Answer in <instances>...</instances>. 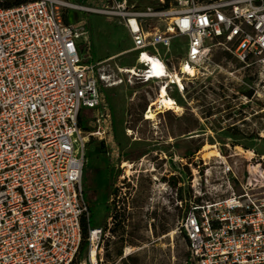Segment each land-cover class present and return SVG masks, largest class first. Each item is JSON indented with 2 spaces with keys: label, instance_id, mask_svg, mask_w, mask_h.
Wrapping results in <instances>:
<instances>
[{
  "label": "built area",
  "instance_id": "2783aa9c",
  "mask_svg": "<svg viewBox=\"0 0 264 264\" xmlns=\"http://www.w3.org/2000/svg\"><path fill=\"white\" fill-rule=\"evenodd\" d=\"M95 1L103 6L24 0L0 8V264H75L85 228L95 259L87 256L81 264H102L106 234L89 225L83 170L90 139L113 148L102 94L108 82L100 63L90 61L86 21L71 24L66 12L123 23L142 67L125 73L131 80L161 83V90L177 85L176 77L180 83L193 79L183 67L196 69L207 57L206 42L215 40L244 68H256L264 87V0H173L174 7L158 13L128 0ZM151 17H168L166 31L146 28ZM173 37L188 40L178 69L160 54L170 51ZM82 110L92 112L89 131L78 126ZM221 174L231 190L225 198L206 199L207 173L190 181L192 199L179 224L190 264H264L261 175L241 183L237 193L226 162Z\"/></svg>",
  "mask_w": 264,
  "mask_h": 264
},
{
  "label": "rangeland",
  "instance_id": "374dc122",
  "mask_svg": "<svg viewBox=\"0 0 264 264\" xmlns=\"http://www.w3.org/2000/svg\"><path fill=\"white\" fill-rule=\"evenodd\" d=\"M69 1L103 6L95 0ZM128 3L154 13L174 7L173 0L168 8L158 0ZM65 18L71 24L88 19L90 61L100 63L108 82L102 94L111 114L113 148L90 139L83 170L89 225L106 234L98 255L102 264H190L179 224L192 199L193 175L203 179L207 173L211 194L206 199L228 197L231 190L221 174L226 162L235 174L230 180L235 192L248 178L261 175L257 192L264 197V87L257 69L244 68L225 46L207 41V57L196 65L194 78L167 88L179 110L154 105L155 118L146 120L161 83H141L125 74L142 69L127 28L115 18L78 11L66 12ZM168 23V17H151L145 27L164 32ZM187 42L186 37H173L170 51L160 54L178 69ZM205 146L210 148L203 150ZM125 163L132 165L129 173ZM88 235L85 228L82 257L75 264L90 252Z\"/></svg>",
  "mask_w": 264,
  "mask_h": 264
},
{
  "label": "bare ground",
  "instance_id": "6f19581e",
  "mask_svg": "<svg viewBox=\"0 0 264 264\" xmlns=\"http://www.w3.org/2000/svg\"><path fill=\"white\" fill-rule=\"evenodd\" d=\"M152 63V67H154L156 73H158L157 71V63L155 61H151ZM183 71L184 73H186L187 75H190V76H195V69L194 68H191V67H183ZM176 79V82L178 83V85H180V79L178 77L175 78ZM159 95L157 96V99L154 103H152L151 105V108L148 110L147 112V115H146V120H153L155 118V115L156 113L152 110V107L154 105H160V108L163 109V111H170V110H179V107L175 104V102L168 96V93H167V89H161L159 92ZM210 148L209 146H205L203 148V150H206ZM219 153L216 154V157H219ZM202 158H206V155H202ZM124 168L127 169V173L130 172V170L132 169V165L130 163H125L123 165ZM253 171V169H251ZM129 253V249H127V254ZM88 256L90 257V260L91 261H94L95 259V254H94V250H92V252H90L88 254Z\"/></svg>",
  "mask_w": 264,
  "mask_h": 264
},
{
  "label": "trees",
  "instance_id": "16d2710c",
  "mask_svg": "<svg viewBox=\"0 0 264 264\" xmlns=\"http://www.w3.org/2000/svg\"><path fill=\"white\" fill-rule=\"evenodd\" d=\"M24 2V0H0V8H11V7H15L18 6L20 4H22ZM171 0H164V4H163V8H168L169 4H170ZM66 21V19H65ZM86 29L88 31H90V23L87 19L86 21ZM226 55L228 56V53H226ZM92 118V112L88 111V110H82L79 112L78 117H77V123L78 126L84 130V131H89V122ZM87 210L89 212V207L88 205L85 203ZM188 256V255H187ZM82 257V254H80L79 258Z\"/></svg>",
  "mask_w": 264,
  "mask_h": 264
}]
</instances>
